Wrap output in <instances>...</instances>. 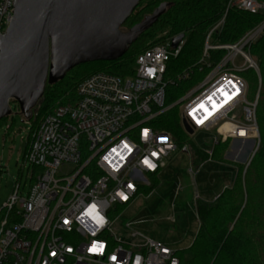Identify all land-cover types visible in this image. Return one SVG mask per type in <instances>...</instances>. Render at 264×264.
Segmentation results:
<instances>
[{
    "label": "built area",
    "instance_id": "1",
    "mask_svg": "<svg viewBox=\"0 0 264 264\" xmlns=\"http://www.w3.org/2000/svg\"><path fill=\"white\" fill-rule=\"evenodd\" d=\"M14 2L0 0V36L13 19ZM230 7L258 13L264 1L227 0L225 12ZM224 18L225 13L206 32L201 56L191 66L167 74L184 43L183 38L173 48V36L168 37L136 56L132 74L88 75L77 84L71 104L55 105L40 120L21 164L40 171L29 176L24 197L15 183L0 206V264H137V258L139 264H181L162 242L115 237L110 212L114 205L131 203L176 150L172 135L155 123L173 106L180 108L183 129L185 123L192 133L214 131V143L237 139L258 145V91L247 99L241 72L258 73L248 49L264 20L233 43L212 44L211 34ZM211 50L224 53L214 60ZM196 67L200 77L165 104L166 86L192 80ZM225 123L229 127L221 129ZM93 243L103 248L90 252Z\"/></svg>",
    "mask_w": 264,
    "mask_h": 264
},
{
    "label": "trees",
    "instance_id": "2",
    "mask_svg": "<svg viewBox=\"0 0 264 264\" xmlns=\"http://www.w3.org/2000/svg\"><path fill=\"white\" fill-rule=\"evenodd\" d=\"M157 1L147 0L145 16L149 13L150 7ZM162 1L168 3L165 11L150 28L140 34L121 57L111 61H93L79 64L71 70L84 65L99 63L104 67L89 73H75L67 80L71 71L69 70L61 80L53 84H45L43 94L38 102V105L40 104L39 109L36 111L37 106L35 105L31 109V116L26 119L30 123V128L26 139L25 154L32 133L38 127L40 120L50 113L55 105L71 104L75 99L77 84L85 77L99 71L118 75L132 74L130 62L134 61L136 56L147 47L159 43L155 39L152 41L153 43L151 42L150 45L140 51L132 52V47L141 37L145 38V41H150L154 37V33H151L154 26L160 30L166 29L168 37L180 33H183L184 37L186 35L180 53L177 57L170 59L168 63L167 74L173 75L183 68L191 66L200 58L206 32L224 13V24L211 34L212 44L233 43L246 31L264 20V11L250 13L236 7H230L225 12L227 0H160V3ZM131 14L123 24L131 19ZM143 18L132 21L130 25H134ZM189 43L188 49L186 45ZM209 53L211 59L216 60L222 56L224 51L211 50ZM249 53L256 60L258 73L253 69H246L241 72V75L247 82L251 96H254L258 91L255 115L259 142L245 169H243V165H235V177L229 188H225L211 202L196 199L195 212L199 226L193 241L185 248L174 250L181 264H256L260 250L264 251V28L250 44ZM195 73H198L197 67L194 69ZM198 74L200 75V73ZM192 82L193 80L180 82L176 85H167L165 104L175 101ZM10 103H14L15 107L19 108L15 101ZM177 108V106H173L159 115L155 120L156 126L172 135L176 149L184 146L186 149L188 146L190 147L187 152L194 170L208 159L221 161L222 152L227 145V140L230 139L225 141L218 139L210 152L195 147L179 127ZM4 121H6V117L0 119V126ZM10 127L11 125L8 126V130ZM159 183L160 179L153 174L146 194L154 190V187ZM138 192H141L140 189ZM123 206L126 205H117L116 207Z\"/></svg>",
    "mask_w": 264,
    "mask_h": 264
},
{
    "label": "rangeland",
    "instance_id": "3",
    "mask_svg": "<svg viewBox=\"0 0 264 264\" xmlns=\"http://www.w3.org/2000/svg\"><path fill=\"white\" fill-rule=\"evenodd\" d=\"M146 2L147 0L139 1L134 11L131 12V19L120 27L121 31H127L132 21L140 20L145 16ZM158 4H160V0L150 7L148 14ZM151 33H154V37L150 41H145V38L141 37L132 47V52L140 51L155 39H157L156 42H162L168 38L167 30H160L157 26L152 28ZM185 40L186 35L183 41ZM186 47L189 49L190 43ZM251 57L256 63L255 58L252 55ZM241 63V59L237 58L236 64L240 65ZM129 65L133 70L134 61L130 62ZM101 67L104 66L99 63L70 69L67 80L75 73H89L101 69ZM193 77L192 80H197L200 76L195 73ZM253 97L248 91L247 99L251 100ZM36 106L37 111L40 104L37 103ZM176 106L178 107L177 112H179L180 108L178 105ZM10 107L12 113L6 117V121L0 126V206L13 191L15 183L20 184L18 195L24 197L31 182L29 176L32 175L34 178L40 171L36 168L33 169L30 165H25L21 169L30 123L25 121L20 112L14 110V103H10ZM178 123L183 134L195 147L206 152H210L214 148L216 135L214 131H195L189 134L183 129L180 119ZM9 125H11L10 130H8ZM189 148L188 146L187 149ZM256 148L257 146H253V142L249 140H227L221 161H204L205 163L202 162L196 170L190 163L186 147L176 149L166 159L164 171L159 173L160 176L158 175L161 177V182L154 187V190L146 194L149 185H144L140 187L141 192L131 203L123 207H116L117 205L112 207L110 217L113 219L112 231L114 236L127 242H138L142 241L143 238L152 239L164 243L173 250L189 246L199 226L195 212L196 199L211 202L225 188H229L235 177V165H243V169H245ZM203 164H206L202 166L201 171L204 176L200 178L201 174L200 176L197 175V170ZM148 179L150 181L151 177L148 176ZM132 232H136L139 236H131ZM256 264H264L263 250H260Z\"/></svg>",
    "mask_w": 264,
    "mask_h": 264
},
{
    "label": "water",
    "instance_id": "4",
    "mask_svg": "<svg viewBox=\"0 0 264 264\" xmlns=\"http://www.w3.org/2000/svg\"><path fill=\"white\" fill-rule=\"evenodd\" d=\"M139 1L15 0L13 19L0 36V119L11 113V101L28 119L45 84L61 80L73 67L121 57L168 5L160 3L121 31ZM183 37L173 36L170 46L175 48ZM184 129L192 133L185 123Z\"/></svg>",
    "mask_w": 264,
    "mask_h": 264
},
{
    "label": "crops",
    "instance_id": "5",
    "mask_svg": "<svg viewBox=\"0 0 264 264\" xmlns=\"http://www.w3.org/2000/svg\"><path fill=\"white\" fill-rule=\"evenodd\" d=\"M210 161V159L208 160V161H205V162H209ZM204 162V163H205ZM165 165H166V161H165ZM165 165L162 167V168H160L159 169V171L157 172V173H155V176H157L159 179L161 178V177H159L160 175H159V173H162L163 171H164V169L163 168H165ZM206 164H203V165H201L200 167H199V169L197 170V175H199L200 176V174H201V176H200V178L201 177H203L204 176V174L203 173H201V171H202V166H205ZM213 167H214V165H212ZM204 168V167H203ZM163 169V170H162ZM209 171H210V169H209ZM213 171V170H212ZM153 174H151V175H149L150 177L152 176ZM159 175V176H158ZM205 177H206V175H205ZM161 182V181H160Z\"/></svg>",
    "mask_w": 264,
    "mask_h": 264
},
{
    "label": "snow or ice",
    "instance_id": "6",
    "mask_svg": "<svg viewBox=\"0 0 264 264\" xmlns=\"http://www.w3.org/2000/svg\"><path fill=\"white\" fill-rule=\"evenodd\" d=\"M145 134H147V133H145ZM146 163H147V162H146ZM129 187H132V186L129 185ZM102 248H103V245H102V244L99 245V247H98L96 243H93L92 246L89 248V251H90V252H98V251H100ZM112 259L115 260L116 257H112Z\"/></svg>",
    "mask_w": 264,
    "mask_h": 264
},
{
    "label": "clouds",
    "instance_id": "7",
    "mask_svg": "<svg viewBox=\"0 0 264 264\" xmlns=\"http://www.w3.org/2000/svg\"><path fill=\"white\" fill-rule=\"evenodd\" d=\"M96 209L93 207V208H89L88 209V214L91 215L93 213H95ZM101 223H103V221H100ZM137 264H139V259L137 258Z\"/></svg>",
    "mask_w": 264,
    "mask_h": 264
},
{
    "label": "bare ground",
    "instance_id": "8",
    "mask_svg": "<svg viewBox=\"0 0 264 264\" xmlns=\"http://www.w3.org/2000/svg\"><path fill=\"white\" fill-rule=\"evenodd\" d=\"M227 127H229V124L225 123V124L222 125V128L221 129H223V128L226 129Z\"/></svg>",
    "mask_w": 264,
    "mask_h": 264
}]
</instances>
